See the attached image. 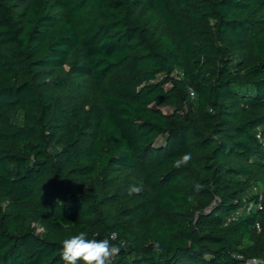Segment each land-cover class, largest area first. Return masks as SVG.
<instances>
[{
  "label": "trees",
  "instance_id": "1",
  "mask_svg": "<svg viewBox=\"0 0 264 264\" xmlns=\"http://www.w3.org/2000/svg\"><path fill=\"white\" fill-rule=\"evenodd\" d=\"M80 232L264 264V0H0V264Z\"/></svg>",
  "mask_w": 264,
  "mask_h": 264
},
{
  "label": "clouds",
  "instance_id": "2",
  "mask_svg": "<svg viewBox=\"0 0 264 264\" xmlns=\"http://www.w3.org/2000/svg\"><path fill=\"white\" fill-rule=\"evenodd\" d=\"M192 160L191 153H185L175 158L172 166L182 168ZM141 186L129 188V195H137L142 192ZM116 239V233L108 239H89L86 232L64 239L61 242V260L64 264H112L113 258L117 256L121 248L118 244L111 243Z\"/></svg>",
  "mask_w": 264,
  "mask_h": 264
},
{
  "label": "rangeland",
  "instance_id": "3",
  "mask_svg": "<svg viewBox=\"0 0 264 264\" xmlns=\"http://www.w3.org/2000/svg\"><path fill=\"white\" fill-rule=\"evenodd\" d=\"M114 78H116V77H114ZM81 86H83L85 93H88L94 99H97L96 90L98 87L102 86V83H97V82H93V81H85L81 84ZM33 225L36 228V232L41 231V228L39 227V225L37 223H34Z\"/></svg>",
  "mask_w": 264,
  "mask_h": 264
},
{
  "label": "built area",
  "instance_id": "4",
  "mask_svg": "<svg viewBox=\"0 0 264 264\" xmlns=\"http://www.w3.org/2000/svg\"><path fill=\"white\" fill-rule=\"evenodd\" d=\"M191 95H192V93H191ZM239 213L240 212L237 211L235 216H237ZM259 263H260V259L257 257H252V258H249V259L244 261V264H259Z\"/></svg>",
  "mask_w": 264,
  "mask_h": 264
}]
</instances>
